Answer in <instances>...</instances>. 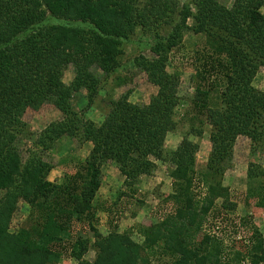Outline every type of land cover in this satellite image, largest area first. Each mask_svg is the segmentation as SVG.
I'll return each instance as SVG.
<instances>
[{"label":"trees","instance_id":"trees-1","mask_svg":"<svg viewBox=\"0 0 264 264\" xmlns=\"http://www.w3.org/2000/svg\"><path fill=\"white\" fill-rule=\"evenodd\" d=\"M263 5L264 0H235L227 8L217 0H195L192 10L177 0H0V264H57L66 252L76 264H111L118 259L141 264L142 252L153 251L160 241L171 264H207L209 259L215 264L216 254L223 252L221 239L202 234L195 244L209 214L205 206L216 194H223V175L231 167L236 137L245 135L252 144L264 145V91L251 86L255 73L264 67ZM103 11L120 18L114 20L118 23H110ZM163 25L172 27L176 36L192 30L209 41L199 53L196 95L186 112L192 120L211 126V149L202 173L195 174L198 144L188 136L175 150L167 153L164 148L166 134L176 129L179 97L178 77L158 64L165 58L163 49H155L157 59L143 61L150 81L158 87L147 104H132L121 96L99 124L70 104L72 93L82 87L89 90L87 106L93 102L99 80L91 67L107 75L118 66L113 43L107 40L126 37V30L133 33L136 28L159 37ZM61 35L78 36L87 47L65 55ZM174 44L169 41L168 49ZM68 64L74 67V78L65 84ZM43 102L53 104L63 117L31 140L33 147L27 148L23 161L20 144L33 137L23 113ZM189 133L201 136L202 130L192 126ZM64 135L80 143L89 141L92 148L72 174L54 184L44 180L50 166L42 153ZM157 160L172 166L168 174L173 191L168 200L173 211L158 224L140 227L142 244L117 227L102 235L94 225L93 203L101 184V165L114 162L124 185L131 188L139 176L152 174ZM250 166L247 178L255 177ZM197 182L206 192L197 191ZM245 194L264 208L263 182ZM20 197L30 207V224L9 234L6 230ZM73 223L81 224L74 239ZM88 231L96 248L91 262L83 259L89 249Z\"/></svg>","mask_w":264,"mask_h":264},{"label":"rangeland","instance_id":"rangeland-1","mask_svg":"<svg viewBox=\"0 0 264 264\" xmlns=\"http://www.w3.org/2000/svg\"><path fill=\"white\" fill-rule=\"evenodd\" d=\"M179 4H187L194 10L195 0H177ZM223 6L229 8L235 0H217ZM264 14V5L260 8ZM105 18L115 24L113 15L102 12ZM191 18L188 24H191ZM127 36L117 39H109L108 43H113V56L118 66L110 74L105 75L102 69L91 67L89 70L95 74L99 80V90L93 99V102L87 106L89 90L82 87L72 93L70 104L74 110L82 112L83 117L99 124L103 121L105 115L111 108L112 102L121 96H127L128 102L132 104H147L152 96L157 93L158 87L149 79L147 70L143 66L144 60L152 61L157 59L155 49H163L165 58L158 61L163 66V70L168 74L178 77L176 88L179 103L175 109L174 121L176 129L183 137L191 127L202 130V136L208 139L211 129L210 124L204 123L201 119L192 120L182 110L191 111L190 102L196 95L197 66L199 65V53L201 49L207 46V39L204 34L194 33L192 30L181 31V36H176L172 27L163 25L159 28V37H152L144 34L139 28L134 32L126 30ZM60 49L63 54H72L74 52H83L87 47L82 44L78 36L61 35ZM169 41L175 43L171 49H168ZM201 59V58H200ZM74 78V67L68 64L63 73L62 80L65 84H70ZM251 86L254 89L264 91V67H260L255 73ZM217 97V96H216ZM215 98V97H214ZM213 100V99H212ZM182 111V112H181ZM183 113V115L181 114ZM63 113L53 104L43 102L35 107H27L23 113V119L33 132L30 140L24 139L20 144L21 157L24 161L27 157V148L33 147L32 139H36L41 130L49 123L62 119ZM100 119V121H98ZM203 120L205 119L202 118ZM206 133V135H205ZM190 138V137H189ZM239 139V140H237ZM247 139L248 145L242 141ZM194 143V140H192ZM89 142V141H86ZM91 143V142H90ZM84 144V145H83ZM85 142L80 143L77 139L66 135L59 138L54 147L42 153V158L50 166L46 171L44 180L54 184H61L64 179L72 174L80 162L88 154L85 153ZM92 148V143H91ZM90 148V151H91ZM36 149H38L36 147ZM233 153L231 158V167L223 175L220 196L216 194L212 197V202L208 206V216L202 225V230L196 235L195 244H198L202 234L217 236L222 241L223 252L216 254L215 264H264V208L257 205L255 197L246 195L247 189L254 191L264 183V145L252 144L250 138L245 135L236 137L233 144ZM168 153L169 149H165ZM195 153L194 171L195 174L202 173L205 170V163L201 159L205 152ZM160 164V173L168 170L170 164L168 161ZM107 165L115 164L112 161H106ZM101 165V173L105 171L108 175L106 165ZM160 163V162H159ZM251 165L252 174L255 177L246 178L248 166ZM230 176L238 181L230 180ZM33 176H31L32 178ZM196 178V177H195ZM103 179V173L101 182ZM247 179V180H246ZM35 182V179H31ZM170 181L171 178H170ZM230 181V182H229ZM182 182V184H184ZM197 191L206 192L202 184L195 183ZM239 185V188H237ZM101 186V184H100ZM245 186V188H244ZM32 187V186H31ZM110 187V188H108ZM242 187L244 189H242ZM97 190L94 198V208L101 211L102 215L95 216L94 225L102 235L108 234L112 228L117 227L119 233H123L131 241L142 244L144 238L140 233V227L150 224H158L162 218L173 211V204L168 200V195L173 191V185L164 186L163 184H147L140 188L139 183H135L131 188L124 185V179L121 187L116 185L103 184ZM214 189V188H213ZM253 189V190H252ZM225 190V191H224ZM214 191H216L214 189ZM208 193V191H207ZM16 209L9 221L7 232L14 234L19 228H25L30 224L28 214L29 205L23 199L15 200ZM96 213V212H95ZM74 229L71 234L72 239L77 236V229L80 223H73ZM86 238L89 243V249L84 254L83 259L91 262L95 259L96 248L93 245L94 238L91 232H87ZM163 242H159V247L153 251H143L141 264H171V256L167 253ZM216 253V252H215ZM226 259L232 260V263L226 262ZM7 262V261H6ZM126 260H116L111 264H128ZM77 261L69 255V252L63 254L57 264H76ZM211 263L209 259L207 264Z\"/></svg>","mask_w":264,"mask_h":264},{"label":"crops","instance_id":"crops-1","mask_svg":"<svg viewBox=\"0 0 264 264\" xmlns=\"http://www.w3.org/2000/svg\"><path fill=\"white\" fill-rule=\"evenodd\" d=\"M183 113L185 114L186 113V109L185 110H182ZM181 111V112H182ZM183 113L181 115H183ZM100 121V119L98 120ZM188 135V138L190 140H194L195 142H197L198 144V150H197V154L199 153V151H203L205 152V156L201 159V162L205 163L206 165V162H207V159H208V156H209V153H210V149H211V143H210V140H209V134L207 135L208 136V139H205V136H202L204 134H202L201 136H195L193 134H187ZM206 135V133H205ZM183 139V136L181 135L180 132L178 131H170L166 134L165 136V140H164V148L165 149H169V150H175L179 143L181 142V140ZM239 140V139H237ZM247 140V139H245ZM244 139H242L243 142H245L246 145H248V141H245ZM85 146H83L82 148L85 149V153L88 154L90 152V148H91V143L90 142H85ZM84 145V144H83ZM203 152V153H204ZM160 162V163H159ZM163 164L166 162L162 161V160H157L156 161V168L155 170L152 172V174L150 175H141L139 176V178L137 179V183H139L140 185V188L143 187V185H147V184H163L164 186H167L168 184L170 186H172V181H170V177H169V174H167L166 171H163L160 173V164ZM161 164V167L163 168L164 165ZM106 165V166H105ZM104 166L106 167L107 169V172L109 173L108 175L105 173V171H102L103 173V179H102V182H101V186L103 184H108L109 186L110 185H116V187H121V184H122V181L124 179V176L121 174V172L119 171L118 167L116 164H109L107 165L106 163L104 164ZM205 167V166H204ZM246 178H247V175H246ZM230 180H235V181H238V179L236 178H233L230 176ZM247 180V179H246ZM230 182V181H229ZM110 188V187H108ZM239 188V185L238 187ZM245 188V186H244ZM242 187V189H244ZM100 189V188H99ZM95 216H98V214H100L99 216H101L102 212L97 210L95 211ZM97 219V217H96ZM120 231V230H118Z\"/></svg>","mask_w":264,"mask_h":264}]
</instances>
